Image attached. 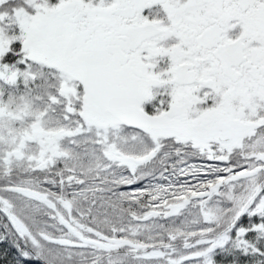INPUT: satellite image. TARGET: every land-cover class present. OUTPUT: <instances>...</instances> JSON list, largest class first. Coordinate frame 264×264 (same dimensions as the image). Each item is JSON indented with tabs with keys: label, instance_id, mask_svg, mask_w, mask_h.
I'll return each instance as SVG.
<instances>
[{
	"label": "snow or ice",
	"instance_id": "6c2138e0",
	"mask_svg": "<svg viewBox=\"0 0 264 264\" xmlns=\"http://www.w3.org/2000/svg\"><path fill=\"white\" fill-rule=\"evenodd\" d=\"M0 264H264V0H0Z\"/></svg>",
	"mask_w": 264,
	"mask_h": 264
}]
</instances>
